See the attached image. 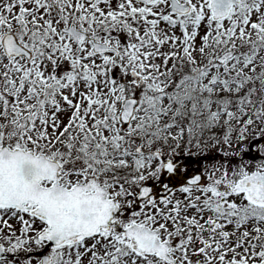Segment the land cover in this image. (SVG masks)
<instances>
[{
	"label": "snow or ice",
	"instance_id": "6c2138e0",
	"mask_svg": "<svg viewBox=\"0 0 264 264\" xmlns=\"http://www.w3.org/2000/svg\"><path fill=\"white\" fill-rule=\"evenodd\" d=\"M0 264H264V0H0Z\"/></svg>",
	"mask_w": 264,
	"mask_h": 264
}]
</instances>
